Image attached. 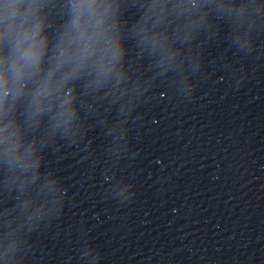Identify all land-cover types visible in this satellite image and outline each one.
<instances>
[{
  "label": "water",
  "instance_id": "95a60500",
  "mask_svg": "<svg viewBox=\"0 0 264 264\" xmlns=\"http://www.w3.org/2000/svg\"><path fill=\"white\" fill-rule=\"evenodd\" d=\"M150 2L122 0L119 83L53 77L78 118L53 132L46 113L32 136L63 207L7 236L0 220V264H264V0L169 8L162 45L137 34ZM14 175L0 164V213L32 193Z\"/></svg>",
  "mask_w": 264,
  "mask_h": 264
},
{
  "label": "clouds",
  "instance_id": "9594fccd",
  "mask_svg": "<svg viewBox=\"0 0 264 264\" xmlns=\"http://www.w3.org/2000/svg\"><path fill=\"white\" fill-rule=\"evenodd\" d=\"M53 3L0 0V164L15 174L10 182L22 194L32 190L20 204L0 213L6 236L13 222H20L21 227L27 223L31 231V226L63 207L60 178L46 171L40 140L32 136V129L46 113L51 114L53 132L67 131L78 118L77 99L54 93L53 77L83 71L100 86L110 80L119 83L127 71L123 60L128 45L125 30L119 31L122 0H63L59 9L52 8ZM192 7L189 0H151L137 25V34L162 45L153 30L167 10L185 12ZM50 9L62 12L55 34L49 30ZM21 100L26 101L23 110ZM39 181L42 184L33 187ZM17 209V216L10 219Z\"/></svg>",
  "mask_w": 264,
  "mask_h": 264
}]
</instances>
